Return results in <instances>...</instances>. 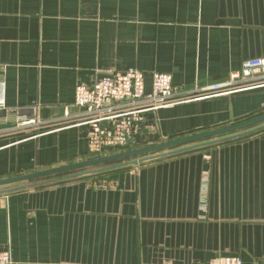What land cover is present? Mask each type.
<instances>
[{"label": "crops", "instance_id": "1", "mask_svg": "<svg viewBox=\"0 0 264 264\" xmlns=\"http://www.w3.org/2000/svg\"><path fill=\"white\" fill-rule=\"evenodd\" d=\"M255 57L264 0H0V82L19 109L0 110V178L90 159L88 125L64 122L78 84L135 68L146 91L157 71L185 92ZM262 112L264 88L187 99L148 112L130 145ZM179 149L111 167L100 185L86 171L0 192V250L14 264H264V128Z\"/></svg>", "mask_w": 264, "mask_h": 264}, {"label": "built area", "instance_id": "2", "mask_svg": "<svg viewBox=\"0 0 264 264\" xmlns=\"http://www.w3.org/2000/svg\"><path fill=\"white\" fill-rule=\"evenodd\" d=\"M152 89H145V73L130 68L116 70L110 76L96 80L92 85L84 83L76 87L75 106L80 112L70 121L71 125H88V150L102 156L106 151L125 147L140 133L148 112H155L187 99H207L231 96L264 88V57L246 60L228 79L181 91L173 84L169 73L154 72ZM0 82V110L8 113L19 109L7 107ZM186 93L182 95V93ZM36 108V107H35ZM23 118V119H22ZM25 116L19 118L22 126L36 123ZM44 124V123H42ZM10 130V129H7ZM101 182L98 183L100 185ZM0 264H14L10 248L0 250ZM154 264H176L165 260ZM208 264H243L241 259L212 260Z\"/></svg>", "mask_w": 264, "mask_h": 264}, {"label": "water", "instance_id": "3", "mask_svg": "<svg viewBox=\"0 0 264 264\" xmlns=\"http://www.w3.org/2000/svg\"><path fill=\"white\" fill-rule=\"evenodd\" d=\"M231 118L234 120L233 115L231 116ZM262 123H264V112L249 117L247 119H243L241 121L231 123L229 125H225L222 127H218L198 133H193L190 135H185L173 139H168L155 144L146 145L144 147L127 149L113 154H106L95 158H90L83 161H78L70 164L38 170L22 175L0 178V192L5 191L6 189L14 187L16 185H23L29 183L38 184L41 182L44 183L48 181L61 180L63 178L79 175L81 173V172H75L71 174H66L68 172L94 167L97 165H102L105 163L114 162L122 159H129V158L135 159L140 156H146L153 153H161V152L169 153L170 151L171 152L180 151L182 149L179 148H182L190 144L198 143L207 139L218 138V137H223L225 139L234 136L244 135L248 132H252L264 128V125H260ZM127 146H130V142L127 143ZM87 171H98V170L93 169ZM59 174H63L62 177L59 178L51 177Z\"/></svg>", "mask_w": 264, "mask_h": 264}, {"label": "trees", "instance_id": "4", "mask_svg": "<svg viewBox=\"0 0 264 264\" xmlns=\"http://www.w3.org/2000/svg\"><path fill=\"white\" fill-rule=\"evenodd\" d=\"M256 131V130H255ZM254 131H252V132H248V133H246L247 135L248 134H251V133H253ZM245 135V134H244ZM208 140V139H207ZM203 141H206V140H203ZM203 141H201V142H203ZM198 143H200V142H198ZM145 145H137V144H134V145H130V146H125V147H122V148H119V149H113V150H109V151H106L105 153H104V155L105 154H113V153H117V152H120V151H124V150H127V149H132V148H139V147H144ZM90 156V155H89ZM97 155H92V156H90V158H94V157H96ZM89 159V158H88ZM129 159H131V158H129ZM126 160H128V159H122V160H118V161H114V162H109V163H105V164H102V165H97V166H94V167H89V168H85V169H81V170H77V171H71V172H68V173H66V174H71V173H75V172H85V171H87V170H93V169H96V170H98V171H96V172H103L104 170H106V169H109V168H111V167H114V166H120V165H122L123 163H125L126 162ZM100 174H102V173H100ZM62 175L63 174H59V175H54V176H51V177H54V178H59V177H62ZM101 176V175H100Z\"/></svg>", "mask_w": 264, "mask_h": 264}, {"label": "rangeland", "instance_id": "5", "mask_svg": "<svg viewBox=\"0 0 264 264\" xmlns=\"http://www.w3.org/2000/svg\"><path fill=\"white\" fill-rule=\"evenodd\" d=\"M228 140H230V139H228ZM154 154H159V153H153V154H149V155H146V156H140V157L135 158V159H132V160L131 159H128L123 164L129 165V166H131V165H137L139 163H142L144 161L143 159H146V157H150V155H154ZM109 170L110 169H106L103 172H97V173L93 174L92 176H95V178H96V180L94 181V184L97 185L100 182V179H102V178L98 177V175L106 174V173H108ZM100 173H102V174H100ZM87 176H90V175H85L83 177H87ZM68 179H71V178H66V179H61V180H56V181H62V180H68ZM45 184H47V183H45Z\"/></svg>", "mask_w": 264, "mask_h": 264}]
</instances>
